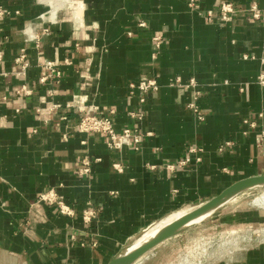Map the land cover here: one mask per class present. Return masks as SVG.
Here are the masks:
<instances>
[{
	"label": "crops",
	"instance_id": "0c3cea01",
	"mask_svg": "<svg viewBox=\"0 0 264 264\" xmlns=\"http://www.w3.org/2000/svg\"><path fill=\"white\" fill-rule=\"evenodd\" d=\"M223 3L234 10L227 20L219 19ZM0 7L10 12L0 24V264H108L165 215L264 175V0ZM143 78L159 89L140 103L130 84ZM195 92L202 120L188 106ZM89 109L110 117L117 133L141 134L138 149H111L105 135L77 132ZM190 147L201 151L180 164ZM51 191L71 215L40 200ZM85 209L96 211L89 222ZM211 218L138 264H179L201 239L218 246L230 231L245 237L198 264H264V209Z\"/></svg>",
	"mask_w": 264,
	"mask_h": 264
},
{
	"label": "built area",
	"instance_id": "2783aa9c",
	"mask_svg": "<svg viewBox=\"0 0 264 264\" xmlns=\"http://www.w3.org/2000/svg\"><path fill=\"white\" fill-rule=\"evenodd\" d=\"M197 0H189V5L194 6ZM17 13V12H15ZM234 13L233 7L229 3H223L220 6V20H227L230 18V14ZM8 15H10V12L0 7V24L2 20H4ZM255 17H259L258 13L254 14ZM140 25L143 26L144 22H140ZM3 40L1 37V26H0V58L2 54V46ZM54 71V70H52ZM57 76L59 75V72H56ZM258 83L261 86H264V72H261L258 76ZM194 81L191 80L189 86L191 88L194 86ZM187 86V87H189ZM159 89V84L154 78H143L139 82L135 84H130V93L133 94L134 91L138 90L139 93V102L144 103L147 94L154 92ZM27 92V91H26ZM198 92H195L193 95V100L188 104L189 108L192 110V112L195 114V116L199 119H203L202 113L198 110L196 105V100L198 98L197 96ZM131 116H134L133 112H130ZM74 129L77 132L81 133H87V134H103L107 137V145L111 149L119 150L122 146L128 145L132 148L138 149L139 143L142 141V136L136 130H132L130 128H125L121 133H117L114 129L113 122L110 119V117L105 115H97L95 114L92 109H89L84 112V114L80 117L77 124L74 126ZM201 151V149H196L194 147H190L188 150V154L180 161V164H186L191 161V154L197 153ZM196 160H200V157L196 156ZM95 161H99V159H96ZM114 168L117 171H120L122 169L121 165L119 163L113 164ZM90 161L88 159L82 160V167L79 169V171L84 174L88 173L90 170ZM40 200L46 201L50 204L57 203L59 210L62 214H69L71 215L73 213V210L65 205V203L59 198H56V195L53 191L45 193L41 195ZM83 219L85 222H89L91 218L96 216L95 210H83Z\"/></svg>",
	"mask_w": 264,
	"mask_h": 264
},
{
	"label": "water",
	"instance_id": "95a60500",
	"mask_svg": "<svg viewBox=\"0 0 264 264\" xmlns=\"http://www.w3.org/2000/svg\"><path fill=\"white\" fill-rule=\"evenodd\" d=\"M258 186H264V175L252 176L232 183L219 194L195 206L191 212L170 223L167 227L142 244H138L130 249L129 246L132 241L130 240L120 248L108 264H134L160 243L210 219L212 215L224 207L231 199L246 190ZM205 215H209L207 219L195 223L197 219Z\"/></svg>",
	"mask_w": 264,
	"mask_h": 264
},
{
	"label": "bare ground",
	"instance_id": "6f19581e",
	"mask_svg": "<svg viewBox=\"0 0 264 264\" xmlns=\"http://www.w3.org/2000/svg\"><path fill=\"white\" fill-rule=\"evenodd\" d=\"M252 191H257L258 194L254 198L252 197L253 199L251 200V202H248V203H250L252 206H254L257 209H264V186H258V187H254L252 189L246 190V191L242 192L241 194H239L238 196L234 197V199H231L227 204H229L233 200L235 201V199L237 197H239L240 195L248 193V192H252ZM247 201H249V200L247 199ZM226 205H224V206H226ZM195 206H197V205L188 206V207H182V208H180L178 210H175V211L165 215L164 217H162L158 221L154 222L147 229H145L144 232L142 231L140 234H138L137 236H135L132 239V241L130 243V246H129L130 249L134 248L138 244H142L143 242L149 240L150 238L155 236L158 232H160L165 227H167L170 223L174 222L175 220H178L179 218H181L185 214L191 212L195 208ZM208 216L209 215H205V216L201 217L200 219H197L195 221V223L196 222L198 223V222H201L202 220L207 219ZM262 232H264V231H262ZM241 234L242 233H239L238 231H230V232H228L225 236L221 237L220 242L218 243L219 247L217 245H215L217 243L215 240L201 239L200 242H198L199 243V247L196 250H193L192 252L188 253V251H187L186 255H184L183 257L181 256L182 259H180L179 264H198L199 262H201V260L198 261L199 259L208 258L209 256H211L215 252V250L219 252V248L220 249H223V248L226 249L227 245L224 246L225 244H231L232 242H235L236 240H239L240 238H244L245 235H241ZM198 240H199V238H198ZM234 245L237 247L238 243L234 244ZM214 248H218V250L214 249ZM232 249H234V246L232 247ZM224 253L227 254L226 251ZM145 256H146V254L143 255L134 264H138L140 261H143ZM195 260H197V262H195Z\"/></svg>",
	"mask_w": 264,
	"mask_h": 264
},
{
	"label": "rangeland",
	"instance_id": "374dc122",
	"mask_svg": "<svg viewBox=\"0 0 264 264\" xmlns=\"http://www.w3.org/2000/svg\"><path fill=\"white\" fill-rule=\"evenodd\" d=\"M258 194L257 191H252V192H248V193H245V194H242L240 195L239 197H237L235 199V201L233 200L232 202H230L229 204H227L226 206L222 207L221 209H219L214 215H212L211 217L214 218L220 214H234V213H239V212H242V211H247V210H259L257 208H255L254 206H252L250 203L248 202H251V200ZM238 196V195H237ZM242 196V197H241ZM250 197V198H249ZM253 197V198H252ZM234 199V198H233ZM247 199L249 201H247ZM211 218V219H212ZM210 220V219H209ZM148 228V227H147ZM147 228H144L143 230H141V232L145 231V229ZM140 232V233H141ZM139 233V234H140ZM138 235V234H137ZM207 240V239H206ZM150 252V251H149Z\"/></svg>",
	"mask_w": 264,
	"mask_h": 264
}]
</instances>
